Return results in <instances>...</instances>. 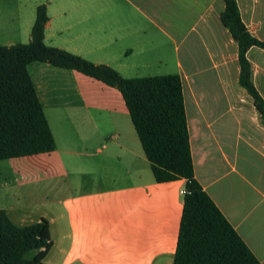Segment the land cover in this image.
I'll return each mask as SVG.
<instances>
[{
	"label": "crops",
	"instance_id": "1",
	"mask_svg": "<svg viewBox=\"0 0 264 264\" xmlns=\"http://www.w3.org/2000/svg\"><path fill=\"white\" fill-rule=\"evenodd\" d=\"M20 1L30 24L45 4L47 45L126 78L180 76L195 177L264 264V127L238 82L224 1ZM236 2L264 40V0ZM247 57L264 99V50ZM27 70L55 149L4 159L0 208L17 225L48 221L47 264H172L185 180L155 181L119 90L47 62Z\"/></svg>",
	"mask_w": 264,
	"mask_h": 264
},
{
	"label": "trees",
	"instance_id": "2",
	"mask_svg": "<svg viewBox=\"0 0 264 264\" xmlns=\"http://www.w3.org/2000/svg\"><path fill=\"white\" fill-rule=\"evenodd\" d=\"M223 1L221 21L237 43L238 82L251 96L264 127V99L252 81L247 57L252 46L264 50V40L248 31L236 0ZM47 20L45 4H38L28 41L0 45V160L55 149L27 65L41 61L75 69L119 90L155 181L185 180L172 264H261L195 177L180 76L123 77L109 65L47 45ZM51 246L46 219L17 225L0 208V264H47Z\"/></svg>",
	"mask_w": 264,
	"mask_h": 264
},
{
	"label": "rangeland",
	"instance_id": "3",
	"mask_svg": "<svg viewBox=\"0 0 264 264\" xmlns=\"http://www.w3.org/2000/svg\"><path fill=\"white\" fill-rule=\"evenodd\" d=\"M34 15L31 12V17ZM30 23L27 22V7L20 0H0V45L26 43ZM0 168L6 174L11 172L6 160H0Z\"/></svg>",
	"mask_w": 264,
	"mask_h": 264
},
{
	"label": "built area",
	"instance_id": "4",
	"mask_svg": "<svg viewBox=\"0 0 264 264\" xmlns=\"http://www.w3.org/2000/svg\"><path fill=\"white\" fill-rule=\"evenodd\" d=\"M184 192H185V188L182 189V193H184Z\"/></svg>",
	"mask_w": 264,
	"mask_h": 264
}]
</instances>
